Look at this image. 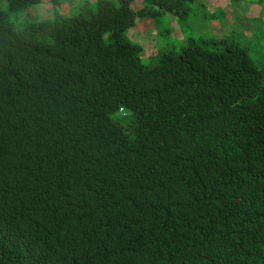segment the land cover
I'll return each instance as SVG.
<instances>
[{
	"label": "trees",
	"instance_id": "trees-1",
	"mask_svg": "<svg viewBox=\"0 0 264 264\" xmlns=\"http://www.w3.org/2000/svg\"><path fill=\"white\" fill-rule=\"evenodd\" d=\"M43 1L0 7V264H264L254 50L171 40L149 68L128 29L196 0L9 18Z\"/></svg>",
	"mask_w": 264,
	"mask_h": 264
},
{
	"label": "crops",
	"instance_id": "crops-1",
	"mask_svg": "<svg viewBox=\"0 0 264 264\" xmlns=\"http://www.w3.org/2000/svg\"><path fill=\"white\" fill-rule=\"evenodd\" d=\"M46 1L48 2V0ZM78 1L74 0L73 2ZM231 1L232 0H196L192 2V8L195 6L202 9L200 18H203V20L207 22V24H204V22H202V24L211 27L212 36L222 38L233 32L235 35H240L245 38V46L248 47L249 51L253 50L252 46L255 48V44H252V41L254 40L261 41L262 44L259 45L264 47V29H262V27H264V0H236L235 3H231ZM132 5L135 9H139L142 6V0H133ZM35 6L31 7L34 8ZM64 7L66 8L65 11ZM232 7H235L234 10H232ZM69 8L70 5L68 3L61 4L62 13H68ZM58 9H60V7ZM192 12L191 14L196 17L197 13H195L194 10ZM163 17L165 18L160 20V22H162V25L166 26L165 28H162L160 24H157V21ZM180 19L183 20V18H180L176 12L163 9V12L157 16L141 17L134 26L128 29V37L131 40L138 42L140 45L142 41H146L147 43L145 44L144 49L141 45L142 56L147 54L149 57L154 50H159V47H161L155 39L153 40L156 35L160 36L161 32L162 34L168 33L172 37V35L177 36L182 32V28L178 23L181 22ZM250 20L252 21V26L247 27ZM237 25L240 27L243 26L242 30L238 29ZM227 26L230 27V29H228ZM244 26L246 27L244 28ZM213 27L214 29H212ZM178 29H180L181 32L177 31ZM161 43L164 47L162 41ZM161 51L162 50L158 51V53Z\"/></svg>",
	"mask_w": 264,
	"mask_h": 264
},
{
	"label": "rangeland",
	"instance_id": "rangeland-1",
	"mask_svg": "<svg viewBox=\"0 0 264 264\" xmlns=\"http://www.w3.org/2000/svg\"><path fill=\"white\" fill-rule=\"evenodd\" d=\"M80 2L82 0H79ZM245 1V0H242ZM252 1H257V0H252ZM236 1H231V3H235ZM68 3L70 5L69 11L72 12L73 10H75L79 4L77 2H72L71 0H65L63 2V4ZM244 3V2H242ZM0 7L4 10H8V4L6 2V0H2L0 2ZM236 7V5H235ZM235 7H232V10H234ZM52 7L50 5V3H48L46 0L42 3V4H37L34 8H27L25 10H18V11H13L12 13L9 14V18L12 19L14 22H16V25L18 26L20 24V21L22 20H26V19H45L48 17H51V13L54 12L55 9L51 10ZM60 10H61V6H60ZM66 10V8L64 7V11ZM194 10L196 14V17H194L193 14H189L188 17H186L185 19H180L181 22L179 23V26L182 28V32L180 29H178L177 31H180L181 33L178 34L177 36H173L171 37V35H169L168 33L162 34L160 32V36L156 35L153 40L155 39V41L161 45V47H159V50H154L151 54V56H147V54H144V56L142 57V61L146 64L147 67L152 68L154 67L158 61H159V57L157 56L158 51L162 50L163 52H165L167 49L170 48V41L174 40L176 42V49L179 50L180 47L187 43L188 40L190 39H198V41H201V35L204 36V38H208L211 35V27L204 25L207 24L206 21L203 20V18L201 17V11L202 9L200 7H195L193 6L192 11ZM62 12V10H61ZM235 12V11H234ZM233 12V15H234ZM30 17V18H29ZM165 17L159 19L162 20ZM202 22H204V24H202ZM251 20L249 22V25H247V27H251ZM177 24V23H176ZM174 24V25H176ZM162 28H165V25H162L160 23ZM243 27V26H242ZM242 27L237 25V28L242 30ZM246 26H244L245 28ZM228 29H230V27L227 26ZM214 29V27L212 28ZM232 37L231 39L233 40H237L238 45L243 46L245 43V38L235 35L233 32L227 34L226 36ZM231 35V36H230ZM216 38H219L218 36H214ZM162 42H167V44L164 45V47L162 46ZM154 42V41H153ZM147 42L146 41H142L141 45L144 46ZM221 44V43H220ZM252 44H255V48L252 46V49L255 51L251 52V57L253 58V60L256 62V64H258L261 68H264V47L260 46L259 44H262L261 41H253Z\"/></svg>",
	"mask_w": 264,
	"mask_h": 264
},
{
	"label": "clouds",
	"instance_id": "clouds-1",
	"mask_svg": "<svg viewBox=\"0 0 264 264\" xmlns=\"http://www.w3.org/2000/svg\"><path fill=\"white\" fill-rule=\"evenodd\" d=\"M44 1H45V0H44ZM48 2H49V1H48ZM42 3H43V2H42ZM49 3H50V2H49ZM39 4H41V3H39ZM34 6H35V5H34ZM30 7H31V6H30ZM28 8H29V7H28ZM28 8H27V10H28ZM159 8H160L161 11H163V8H161V7H159ZM52 10H53V6H52ZM167 10H170V9H167ZM171 11H173V10H171ZM173 12H175V11H173ZM177 15H178V14H177ZM262 29H264V27H262ZM141 57H143V56H142V53H141ZM120 111H123L122 108H120Z\"/></svg>",
	"mask_w": 264,
	"mask_h": 264
}]
</instances>
